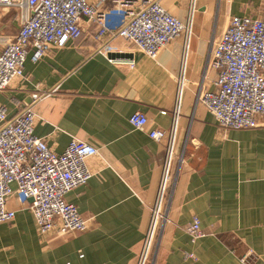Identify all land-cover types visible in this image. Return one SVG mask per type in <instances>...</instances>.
Segmentation results:
<instances>
[{
  "label": "crops",
  "instance_id": "crops-1",
  "mask_svg": "<svg viewBox=\"0 0 264 264\" xmlns=\"http://www.w3.org/2000/svg\"><path fill=\"white\" fill-rule=\"evenodd\" d=\"M189 4L162 0L182 21ZM23 13L0 7V52L17 35ZM233 16L264 19V0H199L176 141L177 157L187 148L186 163L174 162L167 222L152 264H242L248 251L249 264L264 263V117L257 128L224 130L197 98L214 89L212 41ZM108 22L111 29L119 25L112 14ZM81 28L79 37L52 48L42 61L34 63L30 51L25 77L0 92V105L14 118L32 103L33 93L56 89L34 107V134L57 154L72 139L99 150L87 160L92 178L65 196L90 228L46 239L31 201L22 204L14 195L8 208L15 218L0 224V264H139L168 145L167 137L156 141L149 133L172 127L184 41L174 40L151 60L132 41L98 37V26L86 21ZM136 112L148 118L145 131L130 123ZM195 219L203 232L198 239L186 231Z\"/></svg>",
  "mask_w": 264,
  "mask_h": 264
},
{
  "label": "built area",
  "instance_id": "built-area-1",
  "mask_svg": "<svg viewBox=\"0 0 264 264\" xmlns=\"http://www.w3.org/2000/svg\"><path fill=\"white\" fill-rule=\"evenodd\" d=\"M198 3L190 0L188 19L182 21L169 14L162 0H0V7L24 11L17 35L0 52V92L15 79L25 77L30 51L34 63L42 61L52 48H63L71 38L79 37L83 21L98 26V37L108 34L132 41L151 60L171 42L183 38L185 49L172 127L168 132L149 133L156 141L167 137L168 145L159 197L139 264H149L157 231L167 222L166 200L174 181V162L177 159L179 166L186 163L187 148L177 157L176 141ZM109 14L118 18L117 28H110ZM209 57L208 66L217 73L214 89L200 91L198 102L215 115L224 130L259 127V118L264 117V19L231 17L226 28L213 38ZM133 63L129 62L131 67ZM54 93L56 89L33 93L32 103L14 118H9L7 109L0 105V224L14 220L8 200L15 195L22 204L31 201L30 209L46 239L52 233L63 238L90 228L89 221L66 202L65 196L92 178L87 160L99 153L96 147L72 139L66 151L57 154L45 139L34 134V107ZM130 123L134 129L145 131L148 118L136 112ZM13 184L17 185L15 190ZM186 231L194 239L203 237L198 219ZM252 256L248 251L242 264H249Z\"/></svg>",
  "mask_w": 264,
  "mask_h": 264
},
{
  "label": "rangeland",
  "instance_id": "rangeland-1",
  "mask_svg": "<svg viewBox=\"0 0 264 264\" xmlns=\"http://www.w3.org/2000/svg\"><path fill=\"white\" fill-rule=\"evenodd\" d=\"M160 232H161V230H159V232L157 231V237L154 240L153 248L151 250V254L149 257V261H148L149 264H151L156 257V253L158 251V246H159V234H160Z\"/></svg>",
  "mask_w": 264,
  "mask_h": 264
},
{
  "label": "water",
  "instance_id": "water-1",
  "mask_svg": "<svg viewBox=\"0 0 264 264\" xmlns=\"http://www.w3.org/2000/svg\"><path fill=\"white\" fill-rule=\"evenodd\" d=\"M111 56H113V57H114V55H111Z\"/></svg>",
  "mask_w": 264,
  "mask_h": 264
}]
</instances>
